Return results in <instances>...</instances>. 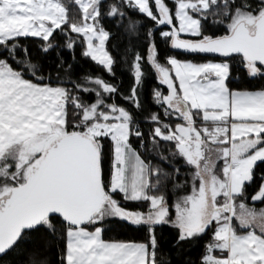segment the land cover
I'll return each instance as SVG.
<instances>
[{
	"label": "snow or ice",
	"instance_id": "obj_1",
	"mask_svg": "<svg viewBox=\"0 0 264 264\" xmlns=\"http://www.w3.org/2000/svg\"><path fill=\"white\" fill-rule=\"evenodd\" d=\"M75 3L83 13L79 22L69 20L61 0H0V256L14 250L27 232L43 227L55 236L58 216L64 225L61 264H156L154 229L169 223L179 230L177 243L215 228L202 264H264V208L244 202L254 169L264 162V91L230 89L227 60L193 63L169 57L170 67L162 65L154 41L150 42L147 62L168 89L167 95L154 90L155 103L165 116L183 121L173 128L152 113L145 118L157 125L151 139L173 143L172 155L194 168L191 194L177 200L173 220L165 195L152 193L159 192L165 180H175L180 170L164 173L141 158L131 143L132 137L144 143L134 116L114 102L106 103L104 94L110 98L118 89L91 76L83 79L97 87L75 82L72 90L52 86L38 75L40 67L19 44L21 37L39 38L47 42L41 47L46 53L54 46L57 30L70 31L84 38L82 55L111 73L114 60L106 50L110 33L100 23L104 0ZM171 3L174 11L167 0H118L106 15L125 17L135 12L156 25L172 26L161 36L174 49L225 58L239 55L249 75L264 74V0H256L255 7L250 0ZM210 16L222 18L218 23L225 27L223 35L205 34ZM138 23L130 19L129 30ZM181 34L197 39H183ZM74 44L68 38L64 46L72 49ZM142 59L135 55L134 85L123 97L135 108L141 107ZM73 90L95 99L87 102ZM197 119L202 126H197ZM105 138L112 142L107 182L102 171ZM217 161H223L220 175ZM116 193L124 201L149 202L148 211L127 210L114 198ZM251 201L264 203V183ZM107 219L147 227L149 241L105 240L102 223ZM217 250L221 256L213 255ZM30 264L38 262L33 258ZM39 264L46 262L41 259Z\"/></svg>",
	"mask_w": 264,
	"mask_h": 264
},
{
	"label": "trees",
	"instance_id": "obj_2",
	"mask_svg": "<svg viewBox=\"0 0 264 264\" xmlns=\"http://www.w3.org/2000/svg\"><path fill=\"white\" fill-rule=\"evenodd\" d=\"M67 9V15L70 21L79 22L82 19V10L75 0H61ZM118 0H104L101 7L100 23L110 33V38L106 42L107 49L113 57L114 64L112 72L109 73L103 66L98 65L91 60L90 57L82 55L84 51V43L82 36L67 31L61 33L57 30L54 33L52 49L48 52H42L41 47L47 42L39 38L21 37L19 44L28 49L31 55L32 63L40 67L38 75L45 77V82L52 85H61L70 90L73 89V83H82L87 87H97L94 84L86 82L83 78L91 76L93 78L99 77L114 85L118 92L110 98L108 94L106 103L114 102L118 106L126 108L133 116L143 133V145L136 137L131 138L133 147L141 155L145 162H151L153 166H158L164 173L175 174L174 170L179 169V174L175 180L167 179L163 182L159 192L152 194H164L169 206V214L174 220L175 212L174 205L181 197L191 194L192 191V177L190 169L184 164L181 157L173 156L175 146L171 142L159 141L154 143L151 139V133L157 125L150 119L152 113H157L163 123H167L173 128L176 124L183 123V121L175 115L165 116L163 108L155 103L154 90L161 91L164 95L168 94L167 86L161 84L157 80L156 71L147 62V55L150 42L154 41L158 54V61L160 63H167V59L174 56L178 59H190L193 61H202L206 58H212L200 54L186 55L174 51L171 48L170 40L161 36V32L168 31V26L156 25L154 21L144 16H137L135 12L126 15L125 17H111L106 15L109 5L117 3ZM169 6L174 10V5L171 0H167ZM253 7L256 6V0H250ZM125 11H127L125 9ZM155 11V9H154ZM138 20L135 30H129V20ZM222 18L215 16L209 18L206 25L205 34L219 36L225 33V27L220 25L218 21ZM227 22L225 21V24ZM151 31L153 35L148 36ZM68 38L75 40L74 47L69 49L64 45ZM192 39H197L192 37ZM139 54L143 59L142 65V82L139 86L138 98L141 104L140 108H135L133 103L123 99L129 96L134 85V69L133 61L136 54ZM2 55V53H0ZM17 55L23 57V53L17 50ZM230 65V78L228 86L232 90H260L264 89V74L251 76L248 74L244 62L240 56H235L227 59ZM14 68L19 67L13 63ZM259 66V65H258ZM27 78L31 79L30 75ZM73 94H79L85 101L91 102L95 99L92 94H85L78 90H73ZM73 109L69 107L70 118ZM76 121L73 120V123ZM197 119L196 123H201ZM103 144V159L102 171L103 178L107 182L112 172V142L110 138H105ZM161 157H167L162 159ZM264 176V162H258L254 169V180L247 186V195L245 203L248 207L255 204L254 207H263L264 203L250 202L251 196L257 191L263 182ZM179 183L183 185L180 188L174 187V184ZM198 183V182H197ZM121 206L131 211H141L146 213L149 209V202H129L124 201L122 194H114ZM252 203V204H251ZM56 224V235H51L48 230L41 227L37 231L27 232L24 239L12 251L6 255L0 256V264H30V260L35 258L39 264L41 259L45 260L46 264H61L60 256L65 247L63 239L64 225L59 217H54ZM234 223H237L234 221ZM103 238L108 241H124V242H144L149 241V233L147 227L135 226L129 222H124L119 219H107L102 223ZM215 228L206 231L200 237L177 243L179 230L172 224H161L155 226V236L157 240L156 250V264H202V257L205 255V248L208 243L212 241V235ZM214 255H222L218 251Z\"/></svg>",
	"mask_w": 264,
	"mask_h": 264
},
{
	"label": "rangeland",
	"instance_id": "obj_3",
	"mask_svg": "<svg viewBox=\"0 0 264 264\" xmlns=\"http://www.w3.org/2000/svg\"><path fill=\"white\" fill-rule=\"evenodd\" d=\"M174 11V10H173ZM82 16H83V13H82ZM174 24L178 27V21H175L174 20ZM167 26V25H166ZM169 27V30L168 31H170L171 30V27L172 26H168ZM65 33H67L68 34V32L66 31ZM181 36L182 37H186V38H192L193 36H191V35H188V34H181ZM83 38V37H82ZM83 43H84V51L86 50V42H85V40H84V38H83ZM106 50L108 51V49H107V46H106ZM109 52V51H108ZM171 57H174V56H171ZM176 58V57H175ZM178 59V58H177ZM179 60H181V61H188V62H193V63H206V62H223L224 60H227V59H221V58H206L205 60H202V61H193V60H190V59H179ZM227 62L229 63V61L227 60ZM162 65H165V66H168V67H170V65H167V63H165V64H163V63H161ZM247 70V69H246ZM156 71V70H155ZM156 75H157V80H158V82L160 83V79H159V76H158V73L156 72ZM162 84V83H161ZM164 85V84H163ZM52 86H56V85H52ZM166 86V85H165ZM202 124H203V122H201V123H198L197 124V126H202ZM183 159V158H182ZM184 160V159H183ZM184 162H185V160H184ZM185 165H186V163H184ZM189 169H190V175H191V177H192V173L194 172V168L192 167V166H188V165H186ZM222 167H223V161H217V169H216V171H217V174L218 175H220L221 173H220V169H222ZM262 183H264V180H263V182ZM259 190V188L257 189V191ZM256 191V192H257ZM256 192L254 193V194H256ZM253 194V195H254ZM246 195H247V192H246ZM251 198V197H250ZM221 199V201H222V197L220 198ZM245 200H246V198H245ZM245 202V201H244ZM253 202V201H252ZM237 203H239V201H237ZM254 206H256L255 204H253ZM250 206V207H254V206ZM248 206V205H247ZM256 208V207H255ZM261 208H264V206L263 207H261ZM259 206L256 208V209H261ZM237 210H239V209H237ZM174 212H175V215H176V209H175V207H174ZM174 219H175V216H174ZM238 223V222H237Z\"/></svg>",
	"mask_w": 264,
	"mask_h": 264
},
{
	"label": "water",
	"instance_id": "obj_4",
	"mask_svg": "<svg viewBox=\"0 0 264 264\" xmlns=\"http://www.w3.org/2000/svg\"><path fill=\"white\" fill-rule=\"evenodd\" d=\"M183 38V37H181ZM183 39H189V40H194L192 38H183ZM170 45H171V42H170ZM174 51H177L179 53H182V54H186V55H194V54H200V55H204V56H208V57H212V58H221V59H228V58H225V57H221L220 55L218 54H201V53H187V52H184V51H181V50H177V49H174L173 47H171ZM235 56H239V55H233L232 57H235ZM58 217V216H57Z\"/></svg>",
	"mask_w": 264,
	"mask_h": 264
},
{
	"label": "crops",
	"instance_id": "obj_5",
	"mask_svg": "<svg viewBox=\"0 0 264 264\" xmlns=\"http://www.w3.org/2000/svg\"><path fill=\"white\" fill-rule=\"evenodd\" d=\"M238 91H264V89H260V90H238ZM250 202H252V201H250ZM252 204V203H251ZM218 251V250H217ZM219 252V251H218ZM220 253V252H219ZM214 255V254H213ZM224 255H226V253L224 254ZM215 256H217V255H215ZM219 256H221V255H219Z\"/></svg>",
	"mask_w": 264,
	"mask_h": 264
}]
</instances>
